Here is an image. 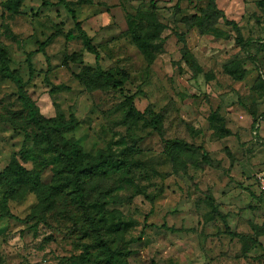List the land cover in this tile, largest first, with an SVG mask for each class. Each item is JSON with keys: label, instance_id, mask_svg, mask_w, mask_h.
<instances>
[{"label": "rangeland", "instance_id": "obj_1", "mask_svg": "<svg viewBox=\"0 0 264 264\" xmlns=\"http://www.w3.org/2000/svg\"><path fill=\"white\" fill-rule=\"evenodd\" d=\"M90 1L75 12L97 48L99 66L126 72L123 93L134 96L138 111L162 116L163 139L201 147L211 162L206 165L198 157L174 172L156 133L141 123L130 128L122 123L120 93L86 91L72 76L80 66L62 65L65 55L81 51L84 64L95 66L81 41L59 35L44 53L38 51L57 27L64 33L73 30L56 0H24L18 14L4 11L5 0H0V43L38 113L46 120L59 114L77 121L73 131L51 130L49 135L73 140L84 153L107 151L117 162H126L124 168L90 182L94 190L88 204H107L100 212L98 207L92 211L104 214L106 226L127 224L106 237L115 247L141 236L127 246V264H264V193L257 187L258 176L264 174V92L256 90L258 76L264 81V0H215L242 37L252 40L247 54L234 45V32L221 21L205 35L180 21L199 14L204 0L182 1L179 9L177 0H152L165 29L160 35L163 52L149 66L134 46L125 18L147 11L151 0ZM177 34L184 35L200 69L195 76L181 57ZM233 60L242 62V80L223 73V66ZM59 85L68 89L49 93ZM24 114L15 85L0 76V172L15 157L25 169L38 171L48 187L52 169L60 167L57 154L41 150L34 140L25 141L21 131L3 122ZM23 146L27 153L22 158ZM207 196L218 215L204 204ZM1 198L0 187V214ZM7 207L20 220L32 218L17 222L0 216V264H78L75 258L91 243L75 228L85 226L80 212L61 196L41 211L38 196L26 190L10 198ZM220 216L231 233L247 239L227 235Z\"/></svg>", "mask_w": 264, "mask_h": 264}, {"label": "trees", "instance_id": "obj_2", "mask_svg": "<svg viewBox=\"0 0 264 264\" xmlns=\"http://www.w3.org/2000/svg\"><path fill=\"white\" fill-rule=\"evenodd\" d=\"M23 1L5 0L2 9L11 14H18ZM182 1L189 0H177L176 9H179V3ZM204 1L205 5L201 8L199 14L183 16L180 21L188 29H196L200 35L216 31V27L221 21L234 32V45L247 54L252 40L242 37L237 23L225 17L223 11L217 8L215 0ZM56 5L63 7L66 11L73 23V30L64 33L57 27L44 42L38 45V51L44 53V48L59 35L63 36L67 41H81L83 50L94 57L95 66L91 67L84 64L81 51L65 55L62 59V65L67 67L71 63L80 66L79 72L72 74V76L86 91L113 90L120 93L123 111L122 123L128 128L141 123L143 127L149 128L156 133L162 140L163 152L171 162L174 172L185 170L187 164H192L195 158L197 159L198 157H200L202 163L210 165V159L201 147L187 144L181 139H163L162 116L148 110L144 112L138 111L133 104L134 96L123 93L122 89L128 78L125 71L118 68L103 70L99 66L100 55L97 48L82 29L75 12V7L91 5V1L77 0L76 2H70L67 0H56ZM156 10L157 7L151 0L147 11H138L133 15L127 14L125 18L131 40L148 66L153 63L157 54L163 52L164 39L160 40V35L164 31L165 26L158 21ZM177 38L182 43L180 48L181 57L195 76L200 72V69L187 50L184 35L177 34ZM261 47L264 48V44H261ZM31 54H27V57L29 58ZM248 58L254 63L251 56H248ZM9 64L7 49L0 43V76L10 80L15 85L17 100L25 113L24 117L7 118L3 122L9 124L13 130L21 131L25 141L34 140L41 150L57 154L60 160V167L52 169L51 184L46 187L40 182V173L38 171L27 170L20 164L19 160L15 157L11 158L8 165L0 172L1 203L4 210L0 216L17 222L29 221L32 216L20 220L13 216L7 207L10 198L17 194L22 195V192L26 190L38 196L41 211L48 209L54 203L55 196H61L65 201L69 200V203L80 212V217L85 226L78 228L75 224L76 230H80L81 237L91 240V243L84 245L82 253L75 258L78 264H127V257L130 253L127 246L140 241L141 236L131 239L120 246L113 247L106 234L121 231L127 224L119 221L106 226L104 214L97 216V213L104 209L107 204L96 200L93 206L89 205L87 200L89 193L94 190V184H90L92 179H99L118 171L120 168L125 167L126 162H117L107 151H98L95 155H91L84 153L81 147L73 140H55L52 138L49 135V131L71 132L78 126L77 121L72 115H70L68 120H64L59 114L53 119H44L38 113L35 103L28 96L18 71L11 70ZM223 73L239 81L242 80L245 70L242 67V62L233 60L223 66ZM67 89L64 85L52 86L49 93L58 94ZM256 90L264 92V81L261 76H258ZM19 119H21V122H19ZM28 129L34 131L29 133ZM26 153L27 150L23 146L20 150L22 158L25 157ZM203 202L211 209L212 213L218 215L213 200L209 196L205 197ZM95 207H98L96 211L99 212L92 211ZM63 213L65 214L66 211L64 210ZM221 219L227 235L233 238L247 239L244 235L231 233L226 225L225 218L221 217ZM162 227L165 228V226ZM167 230L172 233L175 232L172 228H167Z\"/></svg>", "mask_w": 264, "mask_h": 264}, {"label": "built area", "instance_id": "obj_3", "mask_svg": "<svg viewBox=\"0 0 264 264\" xmlns=\"http://www.w3.org/2000/svg\"><path fill=\"white\" fill-rule=\"evenodd\" d=\"M258 192L259 194H263L264 193V174H260L258 176Z\"/></svg>", "mask_w": 264, "mask_h": 264}]
</instances>
